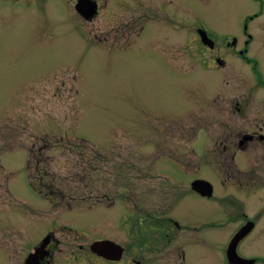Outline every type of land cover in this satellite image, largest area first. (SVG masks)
Wrapping results in <instances>:
<instances>
[{
	"label": "rangeland",
	"instance_id": "1",
	"mask_svg": "<svg viewBox=\"0 0 264 264\" xmlns=\"http://www.w3.org/2000/svg\"><path fill=\"white\" fill-rule=\"evenodd\" d=\"M75 2L0 0V264L47 229L64 252L110 238L125 261L177 264L183 245L181 264H221L172 233L166 216L189 222L201 199L170 177L186 180L220 118H264V13L247 39L254 0H97L92 19Z\"/></svg>",
	"mask_w": 264,
	"mask_h": 264
},
{
	"label": "flooded vegetation",
	"instance_id": "2",
	"mask_svg": "<svg viewBox=\"0 0 264 264\" xmlns=\"http://www.w3.org/2000/svg\"><path fill=\"white\" fill-rule=\"evenodd\" d=\"M95 1L98 9V2ZM254 1L258 7L257 11H251L243 18L242 33L246 32L249 20L252 21L259 14L264 13V0ZM195 23L201 43L213 47L214 42L211 41L213 38L209 36V29L205 26L204 19H196ZM144 26L145 24L140 25V33ZM199 28L205 30L204 37L199 32ZM232 34V46H235L237 34ZM246 34L247 39L252 38L251 32ZM245 42L249 43L247 40ZM225 43H228V39ZM241 50L238 49L239 52ZM231 106H233L231 112H244L238 100H235ZM219 120L221 125L216 126L215 132L211 133V136L214 135L211 139L209 138V147H205L203 154L198 156L197 160L193 158L195 149L190 150L192 155L189 157L192 163L188 167V174L185 175L186 180L178 182L170 177L171 182L178 186L185 184L195 201L197 197L200 198L201 200H198L200 207H194L191 210L192 219L189 222H181L170 215H167L166 219L175 226V229L171 227L172 233L186 229L189 240L192 237L194 241L209 242V246L220 254L221 264H256L258 262L264 264V227L260 223V220L264 218V118L254 117L243 125L231 124L227 117ZM207 142L209 143V140ZM253 146L255 148L252 158L245 157L246 152ZM164 177L169 178V175L164 174ZM160 195H163L162 192ZM173 196L175 198L177 193ZM169 222L164 225L170 226ZM260 239L262 242H259ZM110 240L119 246L113 244L108 254L104 250H95L91 244L93 240L87 241L86 244L79 243L76 250L72 249V246H70L71 250L67 247L64 252L62 251L64 247L59 246L60 239L51 229H47L32 243L30 242V247L20 259L17 258L14 264H24L31 252H33V259L30 264H61L65 260L63 257L73 262L76 260L77 264H141V261L134 257L125 261L124 246L116 240ZM255 246L258 248L253 249ZM118 247L121 250L113 253V248L117 250ZM0 252L2 253L1 248ZM57 252H63L64 256L62 257V253L56 256ZM178 256L177 264H181V260L186 262L183 245L180 247ZM93 257L96 259L99 257V259L94 263L91 260ZM243 258L251 259L250 263ZM175 263L166 262L165 264Z\"/></svg>",
	"mask_w": 264,
	"mask_h": 264
},
{
	"label": "water",
	"instance_id": "3",
	"mask_svg": "<svg viewBox=\"0 0 264 264\" xmlns=\"http://www.w3.org/2000/svg\"><path fill=\"white\" fill-rule=\"evenodd\" d=\"M75 8L76 10L83 15L85 18L89 19L91 18L94 13L96 12V1L95 0H77L76 4H75ZM202 36L204 37V35L202 34ZM119 246L117 243L109 240V239H101V240H96L92 243V247L95 250H104L107 254L109 252V250L111 249V247L113 246ZM121 250L120 247H118L117 250H114L113 248V253H116L117 251L119 252ZM33 253H30V255L28 256V262H31V255ZM239 258V257H238ZM244 260H246V262L248 261V263H250L251 259H247V258H243Z\"/></svg>",
	"mask_w": 264,
	"mask_h": 264
},
{
	"label": "trees",
	"instance_id": "4",
	"mask_svg": "<svg viewBox=\"0 0 264 264\" xmlns=\"http://www.w3.org/2000/svg\"><path fill=\"white\" fill-rule=\"evenodd\" d=\"M44 144L45 145H50L51 144V141L49 140V139H44ZM37 169H40L39 167H36ZM40 171H43V170H40ZM42 174V176L44 175V174H46V173H41Z\"/></svg>",
	"mask_w": 264,
	"mask_h": 264
}]
</instances>
